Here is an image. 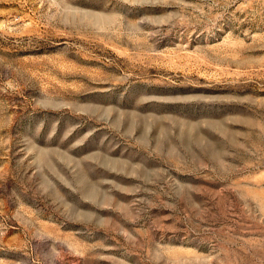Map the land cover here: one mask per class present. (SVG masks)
<instances>
[{
	"label": "rangeland",
	"instance_id": "1",
	"mask_svg": "<svg viewBox=\"0 0 264 264\" xmlns=\"http://www.w3.org/2000/svg\"><path fill=\"white\" fill-rule=\"evenodd\" d=\"M0 264H264V0H0Z\"/></svg>",
	"mask_w": 264,
	"mask_h": 264
}]
</instances>
